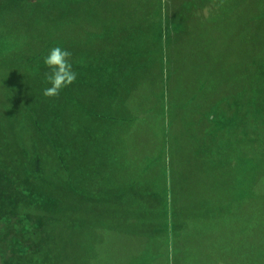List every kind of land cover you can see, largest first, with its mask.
I'll use <instances>...</instances> for the list:
<instances>
[{"label": "rangeland", "instance_id": "rangeland-1", "mask_svg": "<svg viewBox=\"0 0 264 264\" xmlns=\"http://www.w3.org/2000/svg\"><path fill=\"white\" fill-rule=\"evenodd\" d=\"M163 17L179 30L164 45L153 41ZM117 24L126 29L106 36ZM120 36L130 46L148 37L136 46L151 52L142 59V78L138 63L128 64L133 72L122 91L130 96L107 107L109 114H88L69 101L84 114L71 121L80 132L72 136L77 153L63 160L32 109L40 108L48 87L40 85L49 73L43 60L60 46L71 51L72 67L80 56L94 63ZM62 92L52 107L63 116L69 99L62 102L68 91ZM263 99L264 0H0V175L64 196L77 208L49 214L8 186L11 197L0 178V211L45 218L23 237L36 246L16 264H264V211L253 214L243 202L250 169L260 172L264 163L236 152L243 138L247 157L264 149V115L256 120L248 113ZM210 114L228 118L222 125L233 124L229 132L216 133ZM69 160L78 186L64 170ZM262 179L247 199H264ZM160 201L182 208L195 229L170 238ZM82 203L99 208L87 213ZM219 206L226 210L217 214Z\"/></svg>", "mask_w": 264, "mask_h": 264}, {"label": "trees", "instance_id": "trees-1", "mask_svg": "<svg viewBox=\"0 0 264 264\" xmlns=\"http://www.w3.org/2000/svg\"><path fill=\"white\" fill-rule=\"evenodd\" d=\"M195 2L198 0H194ZM201 1V0H200ZM73 17L77 18L78 13L74 12L69 9ZM159 13V11H156ZM161 13H159L160 16ZM70 15V16H71ZM165 17V16H164ZM161 18V24L162 27H160L159 33L154 34V39L153 41H156L158 44H165L167 41V37L169 39V33L173 32L174 30L179 31L178 29H173L172 26V21L169 18ZM77 23V22H76ZM75 23V24H76ZM78 24V23H77ZM76 24V26H77ZM76 26L74 27V30L76 29ZM80 26V25H79ZM120 26V25H119ZM178 28V26H176ZM80 28V27H79ZM118 29V30H116ZM126 27L123 29H119L118 24L115 25V27H110L106 32H121L125 30ZM120 30V31H119ZM81 31V28H80ZM103 32V31H101ZM113 34V33H112ZM111 35V33H110ZM105 36V37H106ZM148 37H144L141 40H138L135 45L130 46L131 42H124L122 37L120 36V39L116 44L114 45V50L110 51L109 54H106L104 56H98L96 59L94 58V63H85L84 61L86 59H83V57L80 56L81 60L79 59H74L72 61H79L78 63H75L73 66V70L76 71L77 73V79L76 81L69 87L64 88L61 90L63 91H68L67 94L63 93L66 95V98H62V102H66L67 98L68 103L66 102L65 107L61 108L64 110L63 116L60 113V110L54 109V107H57V103H60V99L57 97H45L44 95L41 96V101L37 103V106L40 107L38 108V113L35 109V107H32L33 113L38 115V119L35 120L36 122L39 121V123H36V125L41 129V134L44 139L48 143L51 142L53 144L54 148L59 154L60 158L65 157L68 153L72 154V152H76L75 150L77 148V144L75 143L76 141L72 138V136L75 137V135L79 132L73 130L72 128L75 129V125H71V121H75L74 123L79 120V117L84 114L83 111L80 109L75 108L74 105H72L69 101L73 99V101L81 103V107L86 109L89 112L94 111L95 113H108L109 111L107 110V107H112L114 104H118V106L125 104V99H127L130 95V91H122V87L125 84V81L127 79V73L128 71H132V69H127L128 64L130 63H138L139 68L136 69L137 71V79L138 81L142 78V73H140L141 70H145V65L143 63V60L148 57L146 54L151 53L150 51L144 52L141 50H137L136 46L137 44H141L144 46V44L148 41ZM141 46V47H142ZM140 47V48H141ZM158 47V46H157ZM158 48L156 49V51ZM128 51L132 53V58L127 57ZM154 52L150 56V58H153L155 55H157V52ZM153 52V51H152ZM80 55H82L83 52H79ZM158 55L160 57L162 56L161 50H159ZM84 55V54H83ZM143 59V60H142ZM162 58H160V61ZM90 62V61H89ZM94 64V65H93ZM98 65V66H97ZM41 68V67H40ZM43 68L46 69L47 66L43 65ZM45 74V73H44ZM43 74V75H44ZM45 78H41L40 85L44 88L48 85L50 87V83L46 80V74L44 75ZM75 91V92H74ZM259 106L253 107L252 111L248 110V113L251 115L255 116V119L258 120L262 114L264 115V99L258 103ZM103 108V109H102ZM247 113V111L245 112ZM215 114V113H214ZM87 115V114H86ZM245 115V114H244ZM218 118V116H216ZM215 117V115L210 114V121L214 122L213 127L216 128V133L219 129L226 128L228 129L229 132V126H232L231 123L229 125H222V120H225L228 118H225V116H221L220 118ZM246 117V116H243ZM232 119V118H231ZM230 120V119H229ZM63 121V124L61 123ZM79 122V121H78ZM231 122V121H230ZM244 124V127H246V120L242 121ZM113 126H116V124L112 123V129ZM111 128V127H110ZM70 132L72 134H70ZM215 131H213L214 133ZM80 133V132H79ZM259 137L261 133H258ZM262 137V136H261ZM72 138V139H71ZM213 140L216 143V139L212 137ZM253 140V139H252ZM67 141V142H66ZM61 142H66L61 143ZM244 142L243 150L240 151V148L236 152H239V156L244 158H247L246 160L252 159L256 161L257 156L261 157L262 163H264V149H260V153H251V156L255 157H247V139L243 138L242 143ZM82 143V142H81ZM231 143L232 139H231ZM246 143V144H245ZM227 145L229 142L227 141ZM253 143L250 144V146ZM83 145V143H82ZM214 146V145H213ZM79 149H82L81 146H79ZM220 145L217 143L216 146H214L211 151H213V156L215 159V162L219 160V155L220 152ZM253 149V148H252ZM84 152V150H82ZM78 156V154L76 155ZM63 160H66V158H63ZM72 162L69 160L67 163L66 168L64 169L68 173V179H70L75 186H78L80 183L72 176L73 172L70 170V167ZM74 165H76V162H74ZM264 167V166H263ZM36 168V167H35ZM39 170V169H38ZM251 171H254L253 175H251L250 180L248 181L247 184V193L245 195V199L247 202L246 206L250 208L253 214H257L258 209H262L264 211V204L261 205V202L264 201L262 197H260V194L262 191H256V194L262 198L258 199L256 196L253 199H247L250 195L251 192V186L256 183L258 180V177L264 176V168L258 172L255 169H250ZM37 171V170H36ZM1 180L3 181L4 184V190L8 193V188L10 187L11 191H15L16 195L18 197H23L24 200H29L30 203L36 204L37 207L42 209L43 211L52 214V213H62L64 212L65 215L67 214V210H74L77 209L74 206L71 205V203H68L67 198L62 196V199L59 197H56L54 193L52 194L51 192H47L46 190L39 189L37 191V188L34 189V185H31L32 187L27 186L25 183H22V181H18L17 179H11L9 176H3L0 175ZM67 179V180H68ZM264 181V179H262ZM9 186V187H8ZM138 191L140 189H137ZM148 191L149 189H145ZM144 190V191H145ZM70 191V190H69ZM10 195V194H9ZM11 196V195H10ZM147 197V194H145ZM144 196V197H145ZM12 197V196H11ZM264 197V195H263ZM106 199V198H105ZM122 199V196L121 198ZM83 202H89V201H83ZM114 202V201H113ZM111 202V203H113ZM123 202V201H122ZM94 205H105L103 203H95L91 202ZM107 203H110L107 201ZM106 203V204H107ZM161 203V209L164 211V217H165V222H168L171 225V232L170 238L175 237V234L177 233L178 235H185V232L193 231L195 229L192 226V223L187 225L186 221V216L184 215V211L182 208L175 207L173 204H166L160 201ZM84 203H82V208H85V211L87 213L95 212L99 207H95L90 205L83 206ZM256 207H255V206ZM14 208V207H13ZM0 211V264H16V259L21 257V255L25 252H30L33 249H35L36 244L33 242H30L28 240H25L23 237L25 234L31 232V229L38 230L43 224L45 223V218L41 215H35V214H28V213H17L16 211L9 209V210H3ZM105 208H100V215L104 212ZM223 209L222 206L218 207V211L216 210V213L219 214L222 212ZM47 219H50V216L47 217ZM80 222H83L82 219H79ZM164 222V223H165ZM166 225V223H165ZM252 236L250 235V238ZM179 248H173L172 253L177 251Z\"/></svg>", "mask_w": 264, "mask_h": 264}, {"label": "clouds", "instance_id": "clouds-1", "mask_svg": "<svg viewBox=\"0 0 264 264\" xmlns=\"http://www.w3.org/2000/svg\"><path fill=\"white\" fill-rule=\"evenodd\" d=\"M72 53L67 48L53 47L44 58L43 63L49 69L46 80L50 83L43 91L45 97H58L61 90L71 86L77 79V73L71 63Z\"/></svg>", "mask_w": 264, "mask_h": 264}, {"label": "crops", "instance_id": "crops-1", "mask_svg": "<svg viewBox=\"0 0 264 264\" xmlns=\"http://www.w3.org/2000/svg\"><path fill=\"white\" fill-rule=\"evenodd\" d=\"M141 188H142V187H141ZM144 188H145V187H143V189H144ZM139 189H140V188H139ZM143 189H142V190H143ZM137 191H138V190H137ZM117 202H118V201H117ZM243 202H244L245 205H246L248 201L244 200ZM254 206H255V205H254ZM255 207H256V206H255ZM251 249H252V248H251ZM258 257H260V256H258Z\"/></svg>", "mask_w": 264, "mask_h": 264}]
</instances>
